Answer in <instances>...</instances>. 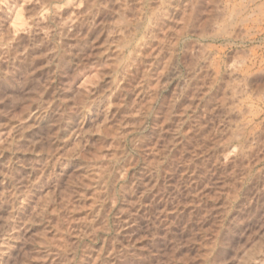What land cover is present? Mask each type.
<instances>
[{"label":"rangeland","instance_id":"374dc122","mask_svg":"<svg viewBox=\"0 0 264 264\" xmlns=\"http://www.w3.org/2000/svg\"><path fill=\"white\" fill-rule=\"evenodd\" d=\"M0 264H264V0H0Z\"/></svg>","mask_w":264,"mask_h":264}]
</instances>
